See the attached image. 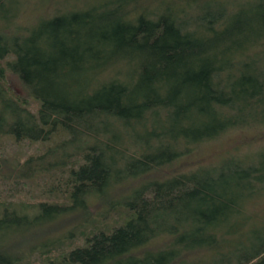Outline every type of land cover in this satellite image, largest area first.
I'll use <instances>...</instances> for the list:
<instances>
[{"label":"trees","instance_id":"1","mask_svg":"<svg viewBox=\"0 0 264 264\" xmlns=\"http://www.w3.org/2000/svg\"><path fill=\"white\" fill-rule=\"evenodd\" d=\"M39 4L0 0V238L74 216L0 264H264V0Z\"/></svg>","mask_w":264,"mask_h":264},{"label":"rangeland","instance_id":"2","mask_svg":"<svg viewBox=\"0 0 264 264\" xmlns=\"http://www.w3.org/2000/svg\"><path fill=\"white\" fill-rule=\"evenodd\" d=\"M29 1V6L26 9V13L30 12V11H36V13L38 12H43L44 14L47 12V10H44V7L40 8L41 5L39 6V9L37 7H34V2H36V0H28ZM31 7L35 8V9H31ZM44 10V11H43ZM28 18V17H27ZM26 19V15L25 18ZM11 84L13 87L16 88V90H19V87L17 85V83L14 81L13 78H11ZM233 138H228L226 140H221V141H217L215 143H213L212 145H210V151L211 152H215L218 154H221V152H224L227 149L231 148V145L233 144L232 142ZM10 141H1L0 142V151L3 153H7V159H9L11 156H13L15 153H17V151L21 152L25 150V146L24 144H20L19 146L17 145H13V144H9ZM34 148V147H32ZM30 147V149H32ZM23 153V152H22ZM13 154V155H11ZM11 155V156H9ZM11 167L7 168L3 170V173L6 172H10ZM6 186H4V182H2L0 184V196H2L3 199H15L16 197H20L22 198H26L28 197V192L26 191V189H22L21 187L19 189H17V187L13 186L10 182H5ZM74 216L73 213H66L58 218H56V220L54 221L53 224H49L47 226H42V225H37L35 226L33 229L29 230L28 233L24 234L23 232H26V229L23 227H19L17 228V230H14V227H10L9 229H7L3 235L8 234L7 235V239H5L4 237L0 238V244H4L6 241V245L9 246V250H15V249H19L21 247H25L27 245H31L33 243H35L37 240H41L44 237H46L47 235H49V233H53L54 230L57 229V227L59 225H61L62 223H68L71 222L70 220L72 219V217ZM60 219V220H59ZM14 233V234H13ZM18 233V234H16ZM9 234H11V236H9Z\"/></svg>","mask_w":264,"mask_h":264}]
</instances>
